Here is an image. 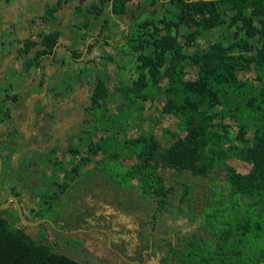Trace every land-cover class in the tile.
Returning a JSON list of instances; mask_svg holds the SVG:
<instances>
[{
  "label": "trees",
  "instance_id": "1",
  "mask_svg": "<svg viewBox=\"0 0 264 264\" xmlns=\"http://www.w3.org/2000/svg\"><path fill=\"white\" fill-rule=\"evenodd\" d=\"M130 1L111 0V12L136 18L141 12ZM149 2L172 10L169 19L158 21L166 33L159 35L162 29L153 23L154 33L148 35L152 41L134 46L151 52L138 55L140 72L132 84L119 87L115 95L103 81L93 85L83 112L98 126L81 139L83 153L75 147L68 151L73 154L71 167L54 160L55 149L46 153L51 175L30 190L40 205L35 221L49 219L52 224L44 221L29 227L13 203L0 208V264H83L71 254L76 249L77 255L84 256L82 248L72 246L73 234L58 229L71 227L58 223L71 219L77 223L92 215L89 202L107 192L114 193L118 209L140 216L146 233L140 251L165 252L164 263L264 264V0ZM95 9L97 15L101 13ZM54 12L55 8H47L44 20L54 19ZM179 26L190 30V37L221 26L235 27L238 33L227 43L215 42L187 55L177 40ZM59 37L53 31L42 35L37 44L25 41L19 53L25 57L38 46L30 57L37 62L53 54ZM186 70L193 71V77L186 78ZM251 70L252 81L239 78V73ZM111 97L118 102L115 110L108 109ZM222 99L233 105L231 142V125L214 114ZM159 100L161 114L176 119L177 129H163L158 137L152 128L121 141L120 134L131 128L133 114ZM92 137L95 141L88 142ZM6 143L10 142L0 144V154L8 148ZM232 158L251 170L239 174L228 163ZM91 163V168L81 170ZM7 166L4 161L0 177L10 173ZM74 187L79 192L75 201L67 199ZM11 193L20 196L10 187L0 191V197L6 199ZM47 225L53 239L43 238ZM27 228L40 231L38 238H32Z\"/></svg>",
  "mask_w": 264,
  "mask_h": 264
},
{
  "label": "rangeland",
  "instance_id": "2",
  "mask_svg": "<svg viewBox=\"0 0 264 264\" xmlns=\"http://www.w3.org/2000/svg\"><path fill=\"white\" fill-rule=\"evenodd\" d=\"M129 5L136 6L140 15L132 19L114 15L111 0L0 1V144L10 142L6 143L8 148L1 156L10 173L0 177V191L15 188L20 195L17 200L25 221L34 222L35 212L40 207L30 187L51 175V167L45 160L48 150L55 149L54 160L71 167L68 163L73 154L68 151L75 147L82 152L81 139L87 136V131L94 133V127L98 126L94 118H86L83 112L89 106L93 85L103 81L115 95L119 87L132 84L140 72L138 55L151 52L150 48L141 51L135 50L134 46L152 41L148 35L154 33L153 23L162 29L159 35L166 33L164 26L158 23L171 17L172 10L166 5L151 4L149 0H131ZM95 7L101 9L100 14H96ZM47 8H55L51 21L44 20ZM145 22L152 24L142 28L141 24ZM236 29L221 26L190 37V30L179 26L177 40L181 52L190 55L206 50L215 42L227 43L235 32L238 33ZM53 31H58L60 37L51 56L31 61L30 57L38 46L25 57L21 56L19 50L23 49L25 41L37 44L42 35ZM193 74V71H185L186 78L193 77ZM239 78L252 81L254 72H241ZM160 104L161 100L151 102L144 111L135 112L130 130L120 134L121 141L152 128L158 137L163 129L175 131L177 120L161 114ZM108 105V109L115 110L118 102L111 97ZM232 109L233 105L222 99L214 110L220 121L231 125L229 142L235 137ZM94 141L93 137L88 140ZM228 163L239 174L251 170L250 165L235 158L229 159ZM91 167L92 163L81 170ZM2 170L3 165L0 174ZM18 173L21 177L17 176ZM71 193L67 199L75 201L79 193L77 187ZM4 200L3 195L0 201ZM115 202L114 193H102L89 202L92 215L86 214L80 222L68 225L72 229L77 227L73 232L72 246L78 250L82 248L84 256L77 255L76 249H72L71 254L79 257L77 259L83 264L84 259L89 260L88 264H174L162 261L165 252L156 249L140 251L146 235L140 216L133 211L118 209ZM137 209L141 211V204ZM11 212L15 214L14 210ZM45 228L43 238L53 239L49 226ZM94 229L101 232H93ZM26 232L32 238L40 235V231L30 228ZM107 246L115 252L108 250Z\"/></svg>",
  "mask_w": 264,
  "mask_h": 264
},
{
  "label": "water",
  "instance_id": "3",
  "mask_svg": "<svg viewBox=\"0 0 264 264\" xmlns=\"http://www.w3.org/2000/svg\"><path fill=\"white\" fill-rule=\"evenodd\" d=\"M1 169H2V158H1V155H0V171H1ZM9 201H14V203H15V205L17 207L19 218L22 220V222L24 224H26L28 226H36V225H38V224H40V223H42L44 221L50 222L49 219H41V220L36 221V222H28V221L23 220V218H22L23 217L22 216V210H21L20 204H19L18 200L15 197H8L7 202L5 204H3V205H0V208L6 207Z\"/></svg>",
  "mask_w": 264,
  "mask_h": 264
},
{
  "label": "flooded vegetation",
  "instance_id": "4",
  "mask_svg": "<svg viewBox=\"0 0 264 264\" xmlns=\"http://www.w3.org/2000/svg\"><path fill=\"white\" fill-rule=\"evenodd\" d=\"M1 156H2V154H0ZM2 158V157H1ZM3 160H2V165H3ZM12 194V193H11ZM8 197H15L16 199H17V197L16 196H10V194L9 195H7L6 196V199L4 200V202H3V204H5L6 202H7V199H8ZM19 202V201H18ZM11 203H13L14 204V208H15V210H16V212L18 213V211H17V207H16V205H15V203H14V201H9L8 202V204H7V206H9ZM22 210V209H21ZM37 221H39V220H37ZM34 222H36V221H34ZM45 222H47V221H45ZM74 222V220L73 219H71L69 222H67V224L66 223H62V222H59L58 223V225L59 226H68V225H71L72 223ZM48 224H52L51 223V221L50 222H47ZM50 225H47V226H50ZM60 231H62V232H64V233H69V234H74L73 232L74 231H76V229H72V228H58Z\"/></svg>",
  "mask_w": 264,
  "mask_h": 264
}]
</instances>
